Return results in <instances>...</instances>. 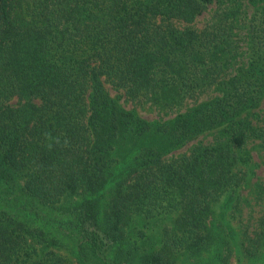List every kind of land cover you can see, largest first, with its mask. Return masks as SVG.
Returning a JSON list of instances; mask_svg holds the SVG:
<instances>
[{
  "label": "trees",
  "instance_id": "obj_1",
  "mask_svg": "<svg viewBox=\"0 0 264 264\" xmlns=\"http://www.w3.org/2000/svg\"><path fill=\"white\" fill-rule=\"evenodd\" d=\"M208 1L0 0V264H74L56 250L62 233L82 264H175L207 243L211 202L245 179L240 152L253 136L264 145V126L241 116L264 91V5L245 26L248 58L226 75L236 23L222 11L195 27ZM107 81L162 106L214 82L221 94L150 122ZM211 128L212 142L164 155ZM173 210L156 244L145 229L129 239L137 214ZM246 239L257 256L264 212Z\"/></svg>",
  "mask_w": 264,
  "mask_h": 264
},
{
  "label": "rangeland",
  "instance_id": "obj_2",
  "mask_svg": "<svg viewBox=\"0 0 264 264\" xmlns=\"http://www.w3.org/2000/svg\"><path fill=\"white\" fill-rule=\"evenodd\" d=\"M263 5L264 0H259L256 4L249 0H209L203 11L192 21L194 26L199 29L218 20L219 15H221L218 12L228 11L233 16L236 25L233 27L232 39L237 44L238 51L233 57L227 58L230 67L227 68L228 73L226 75L231 74L237 66L248 58L247 43L244 38L245 26H247L251 14ZM232 54L233 52H228V56H232ZM216 83L207 84L193 96H185L179 102L164 104L163 106L145 96L131 98L124 89L114 87L108 81L105 82V85L110 95L122 107L133 110L141 118L151 122L166 120L178 114L186 113L214 95H220L221 92ZM241 116L248 119L254 127L264 126V91L258 105L245 110ZM215 131L212 128L204 130L179 145L169 147L164 155L175 157L189 153L198 144L212 142ZM122 150L125 149L122 148ZM240 153L243 159L239 160L241 161L239 166L245 173V179L234 188V191H228L211 202L208 211L205 213V224L210 230L207 243L193 254L179 253L175 258V264H264V243L260 245L261 249L255 257H249L244 251L247 236L256 233L259 227V218L264 212L263 142L259 137L253 136L248 139ZM111 156H116L114 150L111 152ZM128 161L125 159L124 164ZM111 182L104 188L101 200L103 208L107 205ZM237 194L240 195L238 201L235 198ZM177 213L178 210H173L168 214L161 213L149 219L137 214L128 224L129 239L135 238L140 229H145L148 236V241L146 238L145 244H156L157 240L161 238L163 225L172 226L173 218ZM44 222L45 220L37 221L38 224H44ZM58 235L64 240V244L56 246V250L67 255L74 264H82L76 262L72 245L73 239L64 233ZM90 260L93 261V259Z\"/></svg>",
  "mask_w": 264,
  "mask_h": 264
}]
</instances>
